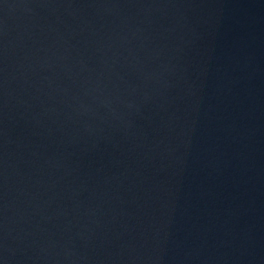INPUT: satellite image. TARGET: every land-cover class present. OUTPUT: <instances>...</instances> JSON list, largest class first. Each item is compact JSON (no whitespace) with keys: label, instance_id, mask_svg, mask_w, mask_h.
Masks as SVG:
<instances>
[{"label":"water","instance_id":"water-1","mask_svg":"<svg viewBox=\"0 0 264 264\" xmlns=\"http://www.w3.org/2000/svg\"><path fill=\"white\" fill-rule=\"evenodd\" d=\"M0 264H264V0H0Z\"/></svg>","mask_w":264,"mask_h":264}]
</instances>
